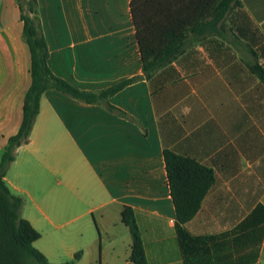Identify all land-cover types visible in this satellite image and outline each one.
Wrapping results in <instances>:
<instances>
[{"label":"crops","instance_id":"1","mask_svg":"<svg viewBox=\"0 0 264 264\" xmlns=\"http://www.w3.org/2000/svg\"><path fill=\"white\" fill-rule=\"evenodd\" d=\"M130 1L36 0L56 77L93 93L137 78L105 99L130 119L103 103L45 91L30 141L7 169L5 183L23 198L21 217L40 233L33 245L53 264L78 252L73 264H133L125 206L147 264H184L164 150L214 175L184 226L191 235L230 232L264 206V80L253 70L264 69V0H238L218 30L189 32L181 53L148 74ZM210 12L198 21H211ZM30 70L19 6L0 0V152L19 129ZM228 249L227 263L246 260ZM255 264H264V241Z\"/></svg>","mask_w":264,"mask_h":264},{"label":"trees","instance_id":"2","mask_svg":"<svg viewBox=\"0 0 264 264\" xmlns=\"http://www.w3.org/2000/svg\"><path fill=\"white\" fill-rule=\"evenodd\" d=\"M16 2L23 22V39L31 55V84L23 99L19 129L8 138L0 152V264H53L33 245L40 233L21 217L23 198L13 194L5 183L7 169L15 159L17 149L30 141L39 101L45 91L57 90L85 103H103L107 110L130 119L126 113L106 103L105 99L137 78L121 81L93 93L79 90L56 77L47 66L48 49L37 17L36 0ZM238 3V0H131V19L143 71L148 74L175 59L181 53L189 32L201 35L218 30L222 18ZM24 4L27 13H24ZM205 9L211 11L209 14L212 15V20L206 23L198 21ZM253 70L264 80V69L256 64ZM163 158L184 264H208L210 258L219 260V264H229L226 262L231 256L229 245H233L235 253H242V258L246 259L235 264H255L259 247L264 241V206L257 205L230 232L209 236L191 235L184 226L199 210L203 197L214 183L213 172L195 160L169 150L163 151ZM121 221L131 236L129 261L147 264L132 208L123 207ZM227 236L231 237L230 241L226 239ZM211 249H214L212 253ZM79 256L80 252L75 253L73 259L60 264H73Z\"/></svg>","mask_w":264,"mask_h":264},{"label":"rangeland","instance_id":"3","mask_svg":"<svg viewBox=\"0 0 264 264\" xmlns=\"http://www.w3.org/2000/svg\"><path fill=\"white\" fill-rule=\"evenodd\" d=\"M23 7H24V13H27V8H26L25 4L23 5ZM29 16L32 17L33 15L29 14Z\"/></svg>","mask_w":264,"mask_h":264}]
</instances>
